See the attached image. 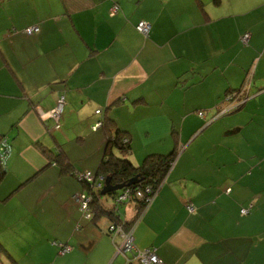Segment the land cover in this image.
<instances>
[{
  "label": "crops",
  "instance_id": "crops-1",
  "mask_svg": "<svg viewBox=\"0 0 264 264\" xmlns=\"http://www.w3.org/2000/svg\"><path fill=\"white\" fill-rule=\"evenodd\" d=\"M61 95L55 130L40 115ZM100 118L107 128L92 130ZM116 129L136 166L177 152L133 227L136 249L163 264H264V0H0V136L11 147L0 264H126L108 220L90 222L72 199L83 182L45 154L95 175Z\"/></svg>",
  "mask_w": 264,
  "mask_h": 264
},
{
  "label": "trees",
  "instance_id": "trees-1",
  "mask_svg": "<svg viewBox=\"0 0 264 264\" xmlns=\"http://www.w3.org/2000/svg\"><path fill=\"white\" fill-rule=\"evenodd\" d=\"M238 92L240 93L237 95L236 100L241 101L242 97L244 96V92L236 91V94ZM227 103L229 104V101ZM240 106L241 105L237 106V108L235 107V109L240 108ZM230 108L231 106H229V110L223 115L227 114L231 110ZM107 123L108 122L105 121V118H102L101 128L103 129L107 128ZM60 128H61V119H60V126L58 129ZM0 137L5 139V137L3 136ZM124 139H128V138L119 129H116L113 133L107 135V140L105 141L106 143L104 145L102 158L98 166V169L95 173L96 178L98 179L101 178L102 180L101 181L102 188L106 182L111 186L123 185V188L117 192L107 193L104 196L101 195V189L98 192H96L93 196V202L91 208L92 216L89 219V221L95 224L97 220L101 218H106L109 223L110 222L121 223V224L124 223L125 225L124 229L129 230L130 228L134 227L136 222L141 217L142 213H144L146 208L150 205L151 202L148 204L146 202L147 198L153 199L156 192L161 187L163 181L166 178V175L170 171L173 163L175 162V159L177 157V152L174 150L167 155L149 154L145 156V158L143 159L140 165L136 166L128 158V155L130 153L129 142L127 140L124 143L123 142ZM6 143L8 144L7 141ZM8 146H9V153H8L9 154L8 157H9L11 153V147L9 144ZM45 154L49 160L48 164L57 166L60 169L61 174H69L76 179H78V176L82 174L81 171L76 170L71 166V164L68 162L65 155L61 151L56 154H51L45 151ZM8 157L3 162L0 161V182L2 181L5 174V163ZM83 184L85 186V189L89 191L90 190L89 185L86 184V182H83ZM148 187L151 189L150 193L145 192ZM124 189H130L132 192V196L128 202L125 201L123 203L117 204L115 202V196L121 194V192ZM138 192H141L143 194L142 197H137L136 194ZM106 197L112 198L115 206L113 205L111 207H106L102 202ZM124 204H128L129 206L133 207L134 216L130 220L125 219V216L120 212L119 206ZM106 234L110 237V239H113V234H111V232L108 231V229L106 231ZM116 239L117 237H115L114 239L117 242ZM1 252H4V250L0 246V253ZM130 264H139V263L131 262Z\"/></svg>",
  "mask_w": 264,
  "mask_h": 264
},
{
  "label": "built area",
  "instance_id": "built-area-1",
  "mask_svg": "<svg viewBox=\"0 0 264 264\" xmlns=\"http://www.w3.org/2000/svg\"><path fill=\"white\" fill-rule=\"evenodd\" d=\"M118 10H119V7L117 5H113L110 10V14L114 15L118 12ZM135 29L140 34L147 36L150 31V24L145 21H139L136 24ZM38 31H39V28L33 26V27L26 28L24 30V33L26 35H33V34H37ZM248 37L249 35L247 34L243 35L241 40L244 44H247ZM239 93L240 92L228 97L227 101H230L231 104L236 103L235 101ZM64 102H65L64 97L60 96L55 108H53L49 112H45L40 115V117L43 119H46V118L51 119L54 122L55 130H57L60 126V119H61V115L63 112ZM235 107H236V104L233 106L231 105L230 109H233ZM228 110L229 108L222 109L217 114V116H215L214 119L223 115ZM95 113L97 115H101L102 111L97 110ZM198 115L201 117L203 116L201 112H199ZM101 124H102V118H100V120H98L94 124V126L92 127V130H97L98 128L101 127ZM125 141L126 140H124V142ZM8 153H9V146L6 143L5 139L0 137V161L1 162H3L8 157L9 155ZM78 179L82 182H86V184L89 185L90 190L89 191L85 190V192L81 194H75L73 195L72 199L75 200L76 203H78L80 211L83 214V216L86 219H90L92 216L91 208H92L93 196L96 192L102 189V184H101L102 180L101 178L100 179L96 178V176L91 174L90 172H85V173L80 174L78 176ZM145 192L150 193L151 189L148 187ZM136 195L137 197H142L143 194L141 192H138ZM131 196H132L131 190L124 189L121 192V194L115 196V202L117 204L123 203L125 201L128 202ZM151 200H152L151 198H147L146 200L147 204L150 203ZM187 209L189 212H192L194 210L190 205L187 206ZM241 213L247 214L248 209H242ZM124 226H125L124 223L121 224V223L110 222L108 226V231H110L111 234H113L112 241H114L116 253L121 254L126 258V264H130L131 262L132 263L138 262L139 264H163L162 260L157 256L154 249H145V250L136 249L133 244V237H132L133 227L130 228L129 230H125ZM115 237L119 239V243L115 242L114 240ZM57 246L59 248V253L61 255L66 254L70 251V247L66 245L57 244ZM126 254H130L129 257H127Z\"/></svg>",
  "mask_w": 264,
  "mask_h": 264
},
{
  "label": "rangeland",
  "instance_id": "rangeland-1",
  "mask_svg": "<svg viewBox=\"0 0 264 264\" xmlns=\"http://www.w3.org/2000/svg\"><path fill=\"white\" fill-rule=\"evenodd\" d=\"M124 140H126V139H124ZM124 140H123V142H124ZM126 142V141H125ZM124 142V143H125ZM258 185H259V187H260V190L261 191H264V165H261V167H260V177H259V182H258ZM104 202L109 206V207H111V206H115V204L113 203V199L112 198H109V197H106L105 199H104ZM120 208H124V209H126V210H130V206L128 205V204H124V205H120L119 206Z\"/></svg>",
  "mask_w": 264,
  "mask_h": 264
},
{
  "label": "water",
  "instance_id": "water-1",
  "mask_svg": "<svg viewBox=\"0 0 264 264\" xmlns=\"http://www.w3.org/2000/svg\"><path fill=\"white\" fill-rule=\"evenodd\" d=\"M122 188H123V185L111 186L106 182L103 188L101 189V195L104 196L110 192H117L121 190Z\"/></svg>",
  "mask_w": 264,
  "mask_h": 264
}]
</instances>
